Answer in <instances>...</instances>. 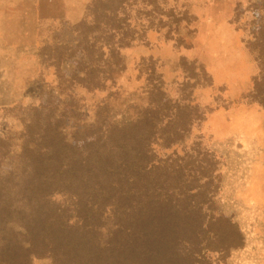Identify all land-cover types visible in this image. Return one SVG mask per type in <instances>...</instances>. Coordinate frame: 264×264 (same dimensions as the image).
Wrapping results in <instances>:
<instances>
[{
    "label": "trees",
    "instance_id": "16d2710c",
    "mask_svg": "<svg viewBox=\"0 0 264 264\" xmlns=\"http://www.w3.org/2000/svg\"><path fill=\"white\" fill-rule=\"evenodd\" d=\"M167 3L90 0L72 27L74 42L38 50L43 68L54 69L50 90L115 86L125 69L122 49L143 42L147 30L172 39L180 23L189 24ZM258 32L262 56L263 23ZM70 58L77 61L65 76ZM181 61L188 75L168 98L148 58L146 101L127 119H112L103 103L91 121L78 122L71 92L64 103L49 96L18 108L20 131L0 134V264H220L243 245L236 223L212 206L218 159L203 134L191 137L204 120L193 88L209 78Z\"/></svg>",
    "mask_w": 264,
    "mask_h": 264
},
{
    "label": "rangeland",
    "instance_id": "374dc122",
    "mask_svg": "<svg viewBox=\"0 0 264 264\" xmlns=\"http://www.w3.org/2000/svg\"><path fill=\"white\" fill-rule=\"evenodd\" d=\"M89 1L0 0V134L16 136L20 131L18 108L49 96L64 103L70 92L81 112L78 122L91 121L96 106L103 103L114 120L133 117L146 101L149 57L168 98L178 95L188 75L181 58L187 65H200L210 84L199 77L193 88L204 120L191 137L203 134L202 145L218 159L215 214L230 217L244 238L243 245L231 249L220 264H264V52L261 56L260 45L254 42L264 24V0H167V6L190 17L189 24L180 23L178 34L166 39L163 29L147 30L143 42L122 49L125 69L115 75V86L96 92L75 86L58 94L57 88L50 90L55 83L53 67L44 69L37 53L44 45L74 42L72 27ZM76 61H63L65 76ZM32 264L51 262L43 258Z\"/></svg>",
    "mask_w": 264,
    "mask_h": 264
},
{
    "label": "crops",
    "instance_id": "0c3cea01",
    "mask_svg": "<svg viewBox=\"0 0 264 264\" xmlns=\"http://www.w3.org/2000/svg\"><path fill=\"white\" fill-rule=\"evenodd\" d=\"M59 1V0H58ZM57 15H60V14H57Z\"/></svg>",
    "mask_w": 264,
    "mask_h": 264
}]
</instances>
